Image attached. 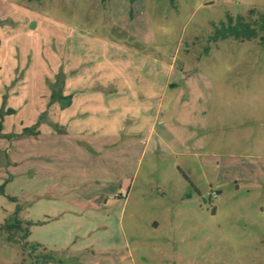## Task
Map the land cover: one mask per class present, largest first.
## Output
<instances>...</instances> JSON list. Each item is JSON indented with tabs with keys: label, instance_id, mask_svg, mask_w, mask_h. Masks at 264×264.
Returning <instances> with one entry per match:
<instances>
[{
	"label": "rangeland",
	"instance_id": "obj_1",
	"mask_svg": "<svg viewBox=\"0 0 264 264\" xmlns=\"http://www.w3.org/2000/svg\"><path fill=\"white\" fill-rule=\"evenodd\" d=\"M1 13L0 226L40 220L49 200L36 194L65 178L70 205L102 212L64 218L76 246L58 252L56 264H264V32L214 39L228 16L258 23L264 0H0ZM81 30L131 39L140 50L151 44L149 53L181 67L183 79L161 97L158 69L155 129L163 141L155 136L143 148L146 133L120 138L121 151L102 154L100 167L91 153L68 152L71 140H58L66 158L52 161L51 172L33 157L54 152L49 134L34 140L49 117L43 90ZM73 194L93 200L75 202ZM23 235L0 234V264H31L42 252Z\"/></svg>",
	"mask_w": 264,
	"mask_h": 264
},
{
	"label": "crops",
	"instance_id": "obj_2",
	"mask_svg": "<svg viewBox=\"0 0 264 264\" xmlns=\"http://www.w3.org/2000/svg\"><path fill=\"white\" fill-rule=\"evenodd\" d=\"M7 15V13H1L0 17ZM18 23L19 21L15 20L13 25ZM30 26L33 27L31 29H35L38 27V22L37 24L32 22ZM115 35L114 38L119 39ZM55 38L63 40L61 36H55ZM71 39L69 57L57 63L50 78L52 80L46 82V87L44 86L46 89L43 90V94L46 98L41 112L47 111L49 117L45 124H42L38 130L35 129L37 137H34V140L41 141V136L49 134L48 144L50 150L54 152H49L45 155L46 157L41 153L33 157L39 162L47 161V166H50L49 170L53 172L52 161L55 166L65 162L61 161L62 158H66L60 154L62 147L57 145L58 140L65 139L71 140L66 147L68 152L70 149L75 150L83 159L91 153L90 155L95 157L92 160H98L99 162L95 163L100 164L101 167L103 166V159L100 157L102 154L106 152L115 155L121 151L120 138H141L146 133L143 148L148 147L155 136L158 142L163 141L161 133L156 132L155 129V121L156 119L158 121L160 116L158 111L160 105H155L158 69L162 74L158 89L163 97L162 95L167 90L171 92L179 89L177 87L183 79L181 67L176 68L172 61L168 64V61L162 56V58L159 57V54L149 53L151 48L148 45L151 46V44L145 43L148 48L140 50L136 47L138 44L133 43L131 39L101 38L84 30L74 33ZM59 53L54 52L57 58L60 57ZM48 99L51 100L49 106ZM163 113L167 115L169 110H164ZM167 123L166 120H161L160 129L166 128ZM55 128L60 131L55 132ZM61 132L63 134H60ZM52 136L54 139H50ZM14 145L11 143L8 149H2L5 159L13 152ZM16 152L19 154L17 149ZM57 158L59 161L56 160ZM39 162L34 163L35 168H39ZM20 163L23 164V158ZM59 167L63 166L59 165ZM0 170L1 174L3 170ZM88 173L89 171L85 174ZM100 175L97 173L93 181L99 182L102 178ZM1 179L2 176H0ZM67 185L65 178L61 182L56 179L49 187L52 192L47 193L46 191L45 194V191H42L36 194L37 198L42 195L41 197L49 200V203H46L50 209L37 211L36 215L42 218L32 220L28 229L29 242L43 245L52 252H61L72 247V244V248L76 246L73 243L75 241L70 243L68 233H65V225H63L65 217L79 218L86 216L87 213L89 216H96L102 212L101 206L95 207L87 204L79 208L80 206L77 205L79 203L70 205L68 200L71 195H68V192H73V189ZM72 197L75 198V202L78 201L77 198L93 200L91 197L82 198L76 194ZM107 201L108 196L104 205ZM51 205L56 207L57 211H53ZM38 231H40L39 234H36Z\"/></svg>",
	"mask_w": 264,
	"mask_h": 264
},
{
	"label": "trees",
	"instance_id": "obj_3",
	"mask_svg": "<svg viewBox=\"0 0 264 264\" xmlns=\"http://www.w3.org/2000/svg\"><path fill=\"white\" fill-rule=\"evenodd\" d=\"M27 2H34L38 0H26ZM264 32V16L260 15L259 22L250 25L247 23H243L240 17H237L235 21L232 20L231 17L226 18V24L221 23L220 28L215 29L214 39L217 38H226V37H234L235 39H243L250 40L256 37L257 32ZM12 113V111H8ZM36 125V124H35ZM31 130L25 129L24 132L28 133ZM2 192L0 188V193ZM18 208V207H17ZM18 210V209H17ZM25 226V227H24ZM29 226L31 223L22 219H15L11 224H3L0 226V234L4 233L7 235V241H11L13 238V232H22L24 233L23 238L28 236ZM26 245H30L32 251L40 250L33 259L31 264H56L61 263L60 258H58V252H52L51 250L46 249L43 245L36 244L33 242H25Z\"/></svg>",
	"mask_w": 264,
	"mask_h": 264
}]
</instances>
